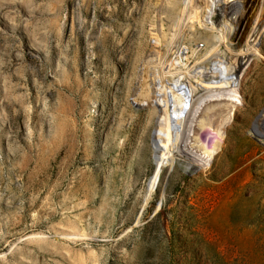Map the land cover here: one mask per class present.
Wrapping results in <instances>:
<instances>
[{
    "label": "rangeland",
    "instance_id": "rangeland-1",
    "mask_svg": "<svg viewBox=\"0 0 264 264\" xmlns=\"http://www.w3.org/2000/svg\"><path fill=\"white\" fill-rule=\"evenodd\" d=\"M177 1L0 0V264H264V60L233 52L264 54V0H242L232 52L218 16L204 28ZM217 56L242 102L220 149L195 169L158 161L163 98L175 143L186 124L169 73L199 87Z\"/></svg>",
    "mask_w": 264,
    "mask_h": 264
},
{
    "label": "bare ground",
    "instance_id": "bare-ground-1",
    "mask_svg": "<svg viewBox=\"0 0 264 264\" xmlns=\"http://www.w3.org/2000/svg\"><path fill=\"white\" fill-rule=\"evenodd\" d=\"M200 1L201 0H199V2ZM172 2L174 3V1H171V3ZM242 2V0H205V6L198 5V7L193 8L188 7L190 6L188 4L189 0H179L176 2V4L177 8L180 10V12H182V15L186 20L191 23L196 22V24L198 23V25L201 24L204 28H207L208 25L213 27V25L215 24V20H212V16H218V23H216V25L220 24V27H218L219 33L217 35H214L213 37H215L216 40H220V42H222L226 46V48L230 50V52H232V49L228 46L229 35L227 36L224 32L225 30H227V28H229L231 30L230 34L233 35V33H240L241 37H243V31H245V29H243V27L241 29L240 19L242 18L243 13H241L240 10L243 9L244 11V5L246 4L243 5ZM245 14L246 13H244L243 17H245ZM182 19H180V17L178 18L179 21ZM186 20L184 22H186ZM201 20H203L204 23L201 22ZM180 24L182 25L181 22ZM244 24H246V22ZM248 41V39H244L243 49L233 51L236 56H240L238 58V60L240 61L239 64L243 62V59H245L244 62L249 60L250 58L248 56H250L251 54L256 55L264 60V54H262L258 49H254L252 46H250ZM217 57V59H214L215 62L210 58L211 63L209 64L220 67L221 71L219 73V79H213L210 74L206 77H203L202 79H199L200 81H205V83L199 87H194L192 83H185L184 80L182 81V75L180 74H182L183 71H175L169 73L171 75V78L168 81V91L169 93H171V107L175 109L174 111L177 117H179L182 121H186V124L184 126L182 140L178 144L175 143L176 134L179 133L175 128H173L174 125L169 120V107L167 106V101H165L166 98L165 100H163V98V110L160 111L156 116L154 126L150 134V144L154 152V157L157 158L158 161L162 162L164 159L169 158L171 151L174 153L177 152L186 158L184 164V167L186 169H195L198 165H207V162L211 161V158L217 151L216 146L212 142V137L214 136V134L223 133L222 129L224 125H227L233 118L238 103H242L237 98L239 93H236V91L231 87L225 88L227 82L230 85L237 84L239 77V73L237 74L238 66L236 69L233 68V71L228 72V68L226 65L227 62L225 63L226 60L223 61L222 58L221 60L219 56ZM161 63L162 62H160L159 64ZM192 65L194 66V64ZM191 66L189 65L190 68ZM205 70H209V72H212V69L210 67L209 69L206 68ZM196 74L197 73L192 72L189 76L193 77V80L196 81L197 79L194 78ZM142 77H145V75ZM142 84H144V82ZM166 86L167 85L165 84V87ZM141 95L145 96L144 93H137V97H141ZM184 108L188 109L186 114L183 113L184 111L182 109ZM252 131L257 136L264 137V105L259 108L258 113L256 114V118L252 120Z\"/></svg>",
    "mask_w": 264,
    "mask_h": 264
},
{
    "label": "built area",
    "instance_id": "built-area-1",
    "mask_svg": "<svg viewBox=\"0 0 264 264\" xmlns=\"http://www.w3.org/2000/svg\"><path fill=\"white\" fill-rule=\"evenodd\" d=\"M220 71L221 70H218V71H216V72H209V71H206L205 72V75H204V77H206V76H208V75H210L211 74V76H212V78L213 79H215V80H217V79H219V73H220ZM230 71H233V70H230ZM229 71V72H230ZM198 73V70H193V73ZM232 88V89H234L235 91H236V93H238L237 92V89H238V84H232V85H230L228 82L226 83V86H225V88ZM239 100H240V96L238 95V97H237ZM238 100V101H239ZM237 101V102H238ZM238 104H240V103H238Z\"/></svg>",
    "mask_w": 264,
    "mask_h": 264
},
{
    "label": "water",
    "instance_id": "water-1",
    "mask_svg": "<svg viewBox=\"0 0 264 264\" xmlns=\"http://www.w3.org/2000/svg\"><path fill=\"white\" fill-rule=\"evenodd\" d=\"M224 138H225V135H222V134H214V136L212 137V142L216 146L217 150L220 149Z\"/></svg>",
    "mask_w": 264,
    "mask_h": 264
}]
</instances>
